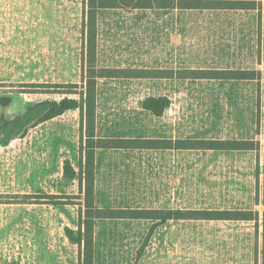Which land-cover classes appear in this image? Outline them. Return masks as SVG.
<instances>
[{
    "label": "rangeland",
    "instance_id": "374dc122",
    "mask_svg": "<svg viewBox=\"0 0 264 264\" xmlns=\"http://www.w3.org/2000/svg\"><path fill=\"white\" fill-rule=\"evenodd\" d=\"M255 1L261 2V19L258 9L188 11L187 27L180 30L181 50L182 43L186 47L182 67L250 70L253 79H100L96 101L102 116L130 114L145 97L163 94L180 104L187 138H248L263 144L264 0ZM84 4V0H0V125L42 100H59L65 95L78 99V94L60 92L66 84H76L73 90L77 92L83 86L87 68ZM165 13L160 10L152 17ZM134 14L131 9L100 14L98 65H119L120 53L129 58L133 38L150 34V29L117 25L121 20H133ZM142 14L146 20L145 11ZM153 31L161 38L178 37L179 33ZM79 118L78 110H67L41 126L30 124L23 135L0 144V264H79L80 247L70 242L64 229L78 225L83 195L77 182L64 177L62 169L65 159H72L79 168ZM142 121V127L148 128L147 117ZM186 157L188 166L240 159L212 153H188ZM197 176L194 168L188 167L187 190L192 202L198 191L195 187L200 186ZM160 234L163 236L151 238L147 246L145 238L112 234V249L124 245L125 251L107 254L97 245V264H103L105 255L111 264H156L170 254L171 247H179L166 233ZM194 243L187 238L184 246L188 252ZM263 259L264 231L262 264Z\"/></svg>",
    "mask_w": 264,
    "mask_h": 264
},
{
    "label": "crops",
    "instance_id": "0c3cea01",
    "mask_svg": "<svg viewBox=\"0 0 264 264\" xmlns=\"http://www.w3.org/2000/svg\"><path fill=\"white\" fill-rule=\"evenodd\" d=\"M168 1L172 2L168 7L99 9L96 20V65L106 68L158 72L154 74L155 76L152 74L154 77L113 79L182 80L184 77L180 76L186 75L188 69L181 66V62H186V47L185 42L182 43L184 46L181 50L180 30L187 27L188 11H257V9H187L180 6L181 0ZM124 9H131L136 15H133V20H121L117 25H120L121 28L137 30L150 29V34L146 38H142L140 34L133 38L129 58L120 53L117 57L120 61L119 65L100 66L98 65L102 45L98 35L99 25H101L100 14L103 11ZM160 10H166V13L161 17H152V13ZM142 11L146 13V20H142L144 18ZM261 11L262 7L260 6L258 9L260 19L262 18ZM154 29L179 30V33L178 37L161 38L155 36ZM181 56L184 58L182 59ZM125 61L130 63L125 64ZM100 79L107 78L96 80V93L98 91L97 82ZM151 96H165L169 100L168 105L159 115L143 107V99L138 103V106L133 107L130 114L119 112L105 118L100 113V106L96 101V137L169 139L173 141L182 139L253 140L224 137L187 138L186 120L182 119L181 122L180 104L171 101L167 95ZM182 108L184 109V107ZM75 110H78L80 116L79 109ZM182 116H185L184 111ZM143 117H147L148 128L142 127ZM78 121L81 123V117ZM43 123L45 121L36 124V127ZM259 143L260 146L257 150L96 148L94 152V205L97 208L145 209L150 212L241 210L251 211L254 215L250 219L169 218L161 220L156 217L96 219L94 222L93 264H97V245L100 246V252L107 254L111 251H125L122 248L124 245L119 249H112V243L109 240L112 234L145 238L147 246L151 238L161 235L160 232L166 233V236L171 239V243L178 242L179 247H171L170 254L164 256L156 264H262L264 143L262 144V141ZM188 153L222 154L240 159L223 161L221 164L219 160H215L209 165L188 166L186 157ZM78 156L80 162V153ZM244 156L247 157L245 160L242 159ZM70 163L77 172L79 168H76L72 159H70ZM188 167H193L199 174L197 182L200 186L195 187L198 191L195 192L193 202L191 198H188L190 194L187 190ZM208 169L209 171H207ZM204 171H206L205 177ZM72 181L77 182L79 194L83 195L80 192L79 180L74 178ZM203 195L205 198L202 197ZM79 205L84 207L83 203ZM78 226L79 223L76 227L69 228L77 229ZM188 237L195 242L190 246L189 252L188 246H184ZM164 243L166 244V242ZM166 252L167 250L164 251V253ZM114 261L120 262L117 259ZM102 262L111 264V259L105 255L102 257Z\"/></svg>",
    "mask_w": 264,
    "mask_h": 264
},
{
    "label": "trees",
    "instance_id": "16d2710c",
    "mask_svg": "<svg viewBox=\"0 0 264 264\" xmlns=\"http://www.w3.org/2000/svg\"><path fill=\"white\" fill-rule=\"evenodd\" d=\"M85 1V52L86 72L82 80L81 91L73 90L76 84H66L62 94H78V99L67 95L59 100H42L29 106L23 113L16 115L0 125V144L6 145L13 138L23 135L28 126L52 119L70 109H79L80 123V166L76 172L70 161L63 162V175L68 179L77 178L83 193V215L77 229L65 227L67 238L81 249L79 264H93L94 260V222L96 219H139L156 217L169 218H207V219H250L251 211H148L145 209L97 208L94 205V152L96 148H180V149H220V150H257L260 143L256 140H212V139H142V138H98L95 135L96 80L98 78L154 77L148 70L106 68L96 65V20L97 11L103 8H148L168 7V0H84ZM181 7L187 9H259L261 2L255 0H181ZM159 73H162L159 71ZM154 76H153V75ZM250 70H203L188 69L184 78H224L253 79ZM169 103L165 96H148L143 100V107L161 114ZM264 218V214H263Z\"/></svg>",
    "mask_w": 264,
    "mask_h": 264
}]
</instances>
